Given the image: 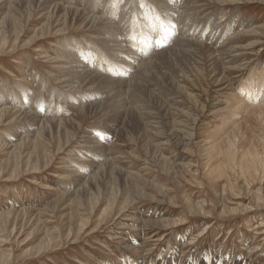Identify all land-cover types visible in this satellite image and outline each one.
Instances as JSON below:
<instances>
[{"label":"rangeland","instance_id":"rangeland-1","mask_svg":"<svg viewBox=\"0 0 264 264\" xmlns=\"http://www.w3.org/2000/svg\"><path fill=\"white\" fill-rule=\"evenodd\" d=\"M77 1L0 8V264H264V0H193L206 21L234 17L238 64L177 47L134 80L127 113L117 81L61 83L74 46L113 66ZM24 104L56 122L17 119ZM79 176L94 178L71 197Z\"/></svg>","mask_w":264,"mask_h":264},{"label":"bare ground","instance_id":"bare-ground-1","mask_svg":"<svg viewBox=\"0 0 264 264\" xmlns=\"http://www.w3.org/2000/svg\"><path fill=\"white\" fill-rule=\"evenodd\" d=\"M42 1H45V3H47L48 5L44 6V11H47L48 14L56 11L57 9L72 10L73 8L72 6H69V4H72V0H66L67 4H63V1H58L57 3V1L55 2L54 0H1L0 8L3 10H7L12 6L17 5L19 2H23V4H26V6H30V4H32V6L34 7L35 4L37 5ZM93 2L94 6H91L88 3H82V1L78 0L74 9L75 15L80 17L81 23H83V25L87 26L89 30L95 33V35L91 38L93 40L92 43L95 44L96 48H99L103 54L107 55L111 59L113 66H109L110 64L108 65L105 59L99 61L98 57H96V53H94L93 55L89 52H86L87 55H89V58L88 56H80V60L78 59V61L74 56H72V54L74 55V53H80L81 46H74L73 49L66 51L64 50L65 56H63L60 61V69L63 70L62 76L64 78L60 80L61 83L65 85V87L75 88L79 91L90 90L91 86L97 80V78H105L109 81L119 82L122 86V89L126 90L122 92L123 94L120 92L119 98L122 100H118L120 101V106L118 107L119 109L121 107L122 111L124 110L123 112L125 113L134 108V105H132V103L134 102H132L133 99L127 96L130 93L134 80L143 75L145 72L149 71L151 67L157 62L158 58L170 56V53L176 51L177 47H199L200 45H204L203 43H205L208 45L207 47L209 49V52L215 60H222L225 64H238L239 62L240 57L236 54V49L233 50L235 47L233 48L232 46L233 34H230L231 31L234 30V17L230 16L231 18L227 20L215 22L214 19L216 15H214L211 16L213 17L212 19H208L206 21V19L204 20L203 18L202 12H196L197 6L193 2V0H155V4H153V7L148 9L147 13L144 12L142 15L137 12L141 11L142 9L140 0H102V5L98 6L96 5V0H94ZM152 2L154 1L152 0ZM80 14H82V16H80ZM135 14H139L140 17L137 18ZM162 17H164L166 21H164L163 24H161ZM139 20H143V22L147 21V23L150 22V24L153 25L155 24V22H159L160 26H162L164 30H168V33H165L166 40L164 42H160L158 40V37L156 38L153 33L147 30V28L145 30L141 26H139L141 22ZM236 27L238 28V26ZM169 34L174 35V38L172 40H170ZM158 35L160 36L161 33H159ZM81 49L83 50L82 47ZM151 51H153V53H151ZM108 67H111L112 69ZM78 83L83 84L78 85ZM105 92L108 93V96L111 95L109 90H103L99 92L98 95L107 96ZM73 96L75 97V95ZM122 96H124V98H122ZM99 98L100 97L97 96L96 100L91 102V104L102 102L99 100ZM75 101H79V99L76 98ZM119 103L117 102L118 105ZM26 105L29 104H24V107L22 109L13 107L9 110L12 111L13 109L12 113H14L16 115V118L19 120H26L30 118L34 121L35 119L38 121L39 117L35 114L33 115V113L29 111L30 109L33 111L36 104L32 102L31 105H29L30 109L26 108ZM257 108H264V103H262V105L258 106ZM125 109L129 110L126 111ZM40 120L38 122H40ZM41 121L44 122L43 125L48 122L50 124L56 122V120L54 119H44ZM41 130L42 128H40V131ZM88 140L89 145L93 143V145L100 146V144L94 141L95 138L93 140L91 137H89ZM87 147L88 146H86L85 148ZM12 148H15V145ZM101 169H104V166ZM69 171L72 170L69 169ZM78 175L80 174H77V176ZM94 176L86 177L84 179L83 177L79 176V178L81 177V184L82 181H85V184L89 183L90 181H92ZM85 184L84 186L82 184L78 188V191H71L68 192V194L73 197L80 191L85 190Z\"/></svg>","mask_w":264,"mask_h":264}]
</instances>
